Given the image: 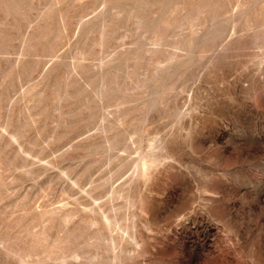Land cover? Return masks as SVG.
<instances>
[{"label":"rangeland","instance_id":"rangeland-1","mask_svg":"<svg viewBox=\"0 0 264 264\" xmlns=\"http://www.w3.org/2000/svg\"><path fill=\"white\" fill-rule=\"evenodd\" d=\"M53 1L0 0V235L18 231L23 216L20 226L37 233L47 226L51 245L63 241L93 264H264V46L255 44L264 0H244L234 14L225 9L236 0ZM182 2L186 12L163 48L146 51L157 23ZM149 12L146 27L136 28ZM192 13L208 27L186 41L187 27L178 26ZM53 204L59 214L74 209L71 233L32 222ZM90 205L134 241L103 246L99 235L110 234L100 218L77 229ZM77 260L70 264H92ZM0 264L16 262L0 250Z\"/></svg>","mask_w":264,"mask_h":264},{"label":"bare ground","instance_id":"bare-ground-1","mask_svg":"<svg viewBox=\"0 0 264 264\" xmlns=\"http://www.w3.org/2000/svg\"><path fill=\"white\" fill-rule=\"evenodd\" d=\"M57 1V0H56ZM59 1V0H58ZM57 1V3L56 4H58V3H60V2H58ZM77 1V0H76ZM106 1V0H105ZM177 1V0H176ZM195 1V0H194ZM216 1V0H215ZM218 1V0H217ZM246 1V0H245ZM262 1V0H261ZM12 2H13V0H12ZM50 2H51V4H52V2H54L53 0L51 1L50 0ZM237 2V3H236ZM236 6H235V3H234V7L233 6H228L226 9H225V12L227 13V14H234L235 12H236V10L237 9H239L240 8V6H244V0H236ZM14 3V2H13ZM61 3H63V2H61ZM103 3H104V0H103ZM106 3H108V0H107V2H105V4L104 5H106ZM174 3V2H173ZM173 3H172V5H173ZM179 3V2H178ZM220 3V2H219ZM250 3V2H249ZM252 3H255V2H252ZM251 3V4H252ZM259 3V2H258ZM264 3V2H263ZM75 4V3H74ZM181 4H183V2L181 3ZM187 4V3H186ZM185 4V5H186ZM192 3L190 2V5H191ZM199 4H201L200 2H199ZM15 5V4H14ZM53 5V4H52ZM55 5V4H54ZM73 5V4H72ZM223 5V4H222ZM256 5V4H255ZM186 6H188V4L186 5ZM186 6H184V4H183V6H176L175 8H174V10H173V12H172V14H171V16L170 17H168L167 16V19H164L163 20V18L161 19V21H160V23H157V26H156V24H155V26H156V32H155V34L153 35L154 37H153V42H152V40L150 41V43L152 42V44H150L149 43V45H150V47L148 46V44H147V46L149 47V48H147V46L145 47V46H143V47H145V49H147L146 51H150V53L152 52L153 53V55H154V53H156V52H158L159 50H161L162 48H163V45H164V40L166 39V37L164 38V36H165V33H168L167 32V30L170 28V27H172V25L179 19V17L181 16V15H183V13L184 12H186ZM203 6V5H202ZM214 6V5H213ZM249 6V5H248ZM251 6V5H250ZM194 7V6H193ZM196 8H197V5L195 6ZM216 7V6H215ZM253 7V6H252ZM50 8V7H49ZM190 8V7H189ZM209 8H210V6H209ZM212 8V7H211ZM218 8V7H217ZM216 8V9H217ZM257 8H259V7H257ZM16 9V8H15ZM19 9V8H18ZM17 9V10H18ZM51 9L52 8H50V10L49 11H45V13H49L50 11H51ZM171 9V8H170ZM243 9V8H242ZM252 9V8H251ZM254 9H256V8H254ZM203 10V9H202ZM241 10V9H240ZM14 11V10H13ZM118 11H119V9H118ZM132 11V10H131ZM197 11V12H196ZM195 12V14L194 13H192V15H189V16H187V18L186 19H188L187 21H186V23H188V25L186 26V24L184 25V20H185V18H184V20H183V25H180V26H178V28L180 27H182L183 29H180V31L181 30H186L187 31V34H186V37H185V40L186 41H188V40H190L191 38H193L194 36H196L200 31H202V30H205L206 29V27H208V26H206V24L204 23V22H199L198 24H196V22H194L193 20L195 19V18H197L200 14H202L201 13V11L200 10H196ZM205 11V10H204ZM242 11V10H241ZM254 11V10H253ZM20 14H22L21 12H20V10L18 11ZM65 12V11H64ZM63 12V13H64ZM99 12V11H98ZM130 12V11H129ZM143 13H144V10L142 11ZM214 12V10L212 9V12L211 13H213ZM240 12V11H239ZM243 12V11H242ZM257 12V11H256ZM52 13V12H51ZM115 13V12H114ZM113 13V14H114ZM156 13V12H155ZM241 13V12H240ZM244 13V12H243ZM245 13H247V12H245ZM254 13V12H253ZM50 14V13H49ZM65 14V13H64ZM98 14V13H97ZM131 14V13H130ZM149 14H150V12L148 13V15H144V16H142V14H139V15H141V17L140 16H138L139 17V19L137 20L138 22L136 23V24H138V25H136V28L140 25H142V26H144V25H146L149 21H150V19L151 18H149ZM153 13H151L150 14V16L152 15ZM168 14H169V12H168ZM167 13H166V15H168ZM195 15V18H194V15ZM44 15V14H43ZM61 15V14H60ZM241 15V14H240ZM46 16V15H45ZM114 16V15H113ZM130 17L132 16V15H129ZM154 16V15H153ZM165 16V15H164ZM211 16V15H210ZM223 17H225L226 18V16H224V15H222ZM229 16V15H228ZM232 16V15H231ZM244 16H246V15H244ZM248 16H250V15H248ZM256 16V15H255ZM47 17H49V15L47 14V16H46V18L44 17H42L43 19H47ZM61 17V16H60ZM111 17H112V15H111ZM230 17V16H229ZM239 17V16H238ZM251 17V16H250ZM63 18V17H62ZM165 18H166V16H165ZM182 18H183V16H182ZM213 18V17H212ZM221 18V17H220ZM219 18V19H220ZM49 19V18H48ZM218 19V20H219ZM222 19V18H221ZM237 19V18H236ZM248 19V18H247ZM80 20V19H79ZM82 20V19H81ZM127 20H128V18H127ZM182 20V19H181ZM232 20H233V18H232ZM235 20V19H234ZM259 20V19H258ZM60 21H61V19H60ZM86 21H88V20H86ZM85 20H84V23L86 22ZM89 21H90V19H89ZM180 21V20H179ZM239 21V20H238ZM62 22V21H61ZM80 22V21H79ZM180 22H182V21H180ZM180 22H178V23H180ZM218 22V21H217ZM231 22V21H230ZM252 22V21H251ZM257 22V21H256ZM42 23V22H41ZM84 23H82V25L84 24ZM135 23V22H134ZM232 23V22H231ZM236 23V22H235ZM238 23V22H237ZM60 24H62V23H60ZM151 24V23H150ZM252 24V23H251ZM106 25H108L107 23H106ZM105 25V26H106ZM175 25V24H174ZM177 25V24H176ZM235 24H233V26H234ZM243 25V24H242ZM245 25H246V22L244 23V26L242 27V28H244L245 27ZM248 25H250V23L248 24ZM247 25V28L248 27H250V26H248ZM40 26V25H39ZM49 26V25H48ZM46 27V29L48 30L49 29V27ZM84 26H86V23H85V25ZM103 26V25H102ZM149 26V25H148ZM185 26V27H184ZM212 26V25H211ZM80 27H81V25H80ZM144 27H146V26H144ZM176 27V26H175ZM187 27V28H186ZM214 27V26H213ZM256 27V26H255ZM37 28H38V26H37ZM106 28H107V26H106ZM105 28V30H107ZM140 29H141V27H139ZM138 28V29H139ZM184 28H186V29H184ZM233 28V27H232ZM231 28V29H232ZM241 28V29H242ZM40 29H41V27H40ZM39 29V30H40ZM44 29V30H43ZM44 27L42 28V30H43V32L41 33V31L38 33V34H40L41 33V36H44V31H45V33H47L48 31L46 30ZM82 29H83V27H82ZM101 29H103V27L102 28H100V32H101ZM143 29V28H142ZM235 29V28H234ZM239 30V31H242V30ZM246 29V28H245ZM248 29H250V28H248ZM247 29V30H248ZM104 30V29H103ZM102 30V31H103ZM104 30V31H105ZM38 30H36L35 29V32H37ZM47 31V32H46ZM76 31H78V30H76ZM104 31L102 32V34L104 35L105 33H104ZM169 31V30H168ZM179 31V30H178ZM177 31V32H178ZM179 31V33H182V32H180ZM33 32H34V30H33ZM35 32H34V34H35ZM107 33H108V31H106ZM113 32V31H112ZM112 32H109V33H111L112 34ZM218 32V31H217ZM221 32H223V31H221ZM232 32H235V30L233 31H231V34H233ZM237 32V31H236ZM264 32V17L262 18V20L260 21V22H258V26H257V28H256V30H255V39H256V41H255V44L257 45V47H260V46H264V39H261V34ZM179 33H177V34H179ZM184 33V32H183ZM212 33V32H211ZM33 34V33H32ZM101 34V33H100ZM102 34L100 35V36H102ZM175 34V33H174ZM177 34H176V36H177ZM237 33H235L234 35H236ZM109 36H110V34H108ZM107 34L104 36V37H106L107 38V36H108ZM242 35V34H241ZM240 35V36H241ZM244 35V34H243ZM32 36V35H31ZM38 37V35H33V37H31L32 39L34 38V37ZM108 36V37H109ZM112 36V38H113V35H111ZM175 36V35H174ZM178 36H180L181 37V35H178ZM233 36V35H232ZM238 36V35H237ZM254 36V35H253ZM37 37H36V39H35V41H37ZM40 37V36H39ZM103 37V36H102ZM173 37V36H172ZM180 37H177V41L179 40L178 38H180ZM236 37V36H235ZM42 37H40V39H41ZM44 38H45V36H44ZM101 38V37H100ZM99 38V41H100V43L102 44L103 43V41L101 40ZM139 38V37H138ZM175 38V37H174ZM248 38V37H247ZM25 39V38H24ZM27 39H28V36H27ZM31 39V40H32ZM105 39V38H104ZM108 39V38H107ZM140 39V38H139ZM142 39V38H141ZM30 40V38L28 39V41ZM34 40V39H33ZM32 40V41H33ZM38 40H39V38H38ZM106 40V39H105ZM138 40V39H137ZM136 40V41H137ZM174 40V39H173ZM176 40V39H175ZM192 40V39H191ZM190 40V41H191ZM197 40V39H196ZM229 40H231V39H229ZM254 40V39H253ZM108 41V40H107ZM142 41V40H141ZM140 41V42H141ZM169 41V40H168ZM182 41H183V39H182ZM189 41V42H190ZM98 42V41H97ZM134 42V41H133ZM143 42V41H142ZM29 43V42H28ZM122 43V42H121ZM120 43V44H121ZM132 43V42H131ZM138 44H141V43H139V42H137ZM136 43V44H137ZM168 43V42H167ZM170 43V42H169ZM173 43H174V41H173ZM175 43H176V41H175ZM178 43H181L180 41L178 42ZM227 43V42H226ZM230 43V42H229ZM34 44V43H33ZM99 44V43H98ZM119 44V45H120ZM138 44H137V46H138ZM143 44V43H142ZM177 44V43H176ZM213 44V43H212ZM225 44V43H224ZM30 45H32V44H30ZM119 45H118V47H119ZM122 45V44H121ZM120 45V46H121ZM124 45V44H123ZM122 45V46H123ZM169 45H171V44H169ZM173 45V44H172ZM179 45H181V47L179 46ZM179 45H177V46H179L180 47V49L182 48L183 49V45H184V43H182V44H179ZM206 45V44H205ZM102 46H104V45H102ZM130 46V45H129ZM128 46V47H129ZM140 46V45H139ZM142 46V45H141ZM176 46V45H175ZM223 44H222V48H223ZM89 47V46H88ZM125 47V46H124ZM127 47V46H126ZM127 47V48H128ZM132 47V49L133 48H135V46L133 47V46H131ZM166 47V46H165ZM164 47V48H165ZM205 47H207V45L205 46ZM127 48H125V49H127ZM168 48H171V47H169V46H167V49ZM174 48V47H173ZM261 48V47H260ZM130 49V48H129ZM132 49H130V50H132ZM138 49V48H137ZM139 49H141V47L139 48ZM145 49H143V53L145 54L146 52L144 51ZM167 49H166V51H167ZM175 50H176V47L174 48ZM264 49V48H263ZM122 50V49H121ZM121 50L119 49V53L121 54ZM170 50V49H169ZM172 50V49H171ZM118 50H116V51H114V52H117ZM123 51V50H122ZM129 51V50H128ZM134 52H135V50H133ZM138 51V50H137ZM136 51V52H137ZM140 51L141 50H139V53H140ZM199 51H200V49H199ZM260 51V50H259ZM261 51H263V50H261ZM87 52V51H86ZM126 52V51H125ZM130 52V51H129ZM170 52H173V53H176L177 52V50H176V52H174V51H170ZM181 52V51H180ZM179 52V48H178V53H180ZM90 53V52H89ZM123 53V52H122ZM138 53V52H137ZM138 53V54H139ZM205 53V52H204ZM204 53H202V56L204 55ZM129 54V53H128ZM132 54V53H131ZM131 54H130V56H131ZM138 54H133V59H134V55H138ZM140 54H142V52L140 53ZM143 54V55H144ZM147 54H148V52H147ZM147 54H145V55H147ZM172 53H170L169 55H171ZM177 54V53H176ZM183 54H184V52H183ZM114 55H115V53H114ZM123 55V54H122ZM125 55V54H124ZM123 55V57H125ZM144 55V56H145ZM150 55V54H149ZM157 55V54H156ZM168 55V54H167ZM186 55V54H185ZM200 55V54H199ZM198 55V56H199ZM22 56V55H21ZM58 56V55H57ZM56 56V57H57ZM113 56V55H112ZM117 56V55H116ZM116 56H114L115 58H116ZM119 56V55H118ZM127 56V55H126ZM151 56V55H150ZM175 56V55H174ZM202 56H200V57H202ZM136 57H138V58H140L139 56H136ZM135 57V58H136ZM147 57H149L148 55H147ZM147 57H145L146 58V61H147ZM152 57V56H151ZM122 58V57H121ZM129 58V57H128ZM141 58H143V56L141 57ZM167 58V57H166ZM175 58H178V60H180L182 57H180V59H179V57H178V55L175 57ZM175 58H173L172 60H174ZM104 59V58H103ZM103 59H101L99 62L100 63H105V61H103ZM117 59H118V57H117ZM120 59V58H119ZM130 59H132L131 57H130ZM171 59V56H170V58H169V60ZM20 60V59H19ZM53 60V59H52ZM135 60V59H134ZM138 60V59H137ZM141 60V59H140ZM166 60H168V58L166 59ZM102 61V62H101ZM154 61V60H153ZM18 62V61H17ZM126 62H128V61H126ZM142 62V61H141ZM140 62V63H141ZM168 62V61H167ZM53 63V62H52ZM108 62H106L105 64H103L104 66L107 64ZM166 63V62H165ZM172 63V62H171ZM178 63V62H177ZM47 64V63H46ZM79 64V63H78ZM99 64V63H98ZM169 64V63H168ZM175 64V63H174ZM80 65V64H79ZM79 65H77V66H79ZM101 65V64H100ZM76 66V67H77ZM85 66H87V65H85ZM107 66H108V64H107ZM156 66H159V65H156ZM155 65H154V67H156ZM165 66V65H164ZM163 66V67H164ZM73 67V66H72ZM98 67H99V65H98ZM103 67V66H102ZM102 67H99L98 69H100L101 68V70H103L102 69ZM162 67V66H161ZM79 68V67H78ZM86 67H84L83 69H85ZM93 68V67H92ZM107 67H105L104 69H105V71H107V69H106ZM157 68V67H156ZM168 68V67H167ZM87 69V68H86ZM85 69V71H87V70H91V66L89 67V69H87L86 70ZM126 69V68H125ZM149 69V68H148ZM155 70V69H154ZM157 70H158V68H157ZM97 71V70H96ZM105 71H104V73H105ZM110 71V69L108 70V74L110 73L109 72ZM112 72V71H111ZM145 72V71H144ZM156 72V71H155ZM154 72V73H155ZM158 72V71H157ZM160 72V71H159ZM113 73V72H112ZM106 74V73H105ZM107 74V75H108ZM114 74V73H113ZM112 74V75H113ZM157 74V73H156ZM97 75V74H96ZM100 75V74H99ZM102 75H103V72H102ZM134 75V74H133ZM152 75H154L152 78H154L156 75L155 74H153L152 73ZM42 76V75H41ZM105 76V77H104ZM103 77H104V79L106 80V75H104ZM96 77H98V76H96ZM112 77H114V76H111V79H112ZM146 78V77H145ZM67 79V78H66ZM81 79V78H80ZM79 79V80H80ZM103 79V80H104ZM116 80V79H115ZM108 81H109V78H108ZM107 82V81H106ZM109 82H111V81H109ZM108 83V82H107ZM67 84V83H66ZM87 84H89V82H87ZM86 84V85H87ZM101 84V83H100ZM126 85V84H125ZM128 85V84H127ZM68 86V85H67ZM71 86V85H70ZM89 86V85H88ZM106 86H107V84H106ZM117 86V85H116ZM129 86H131V85H129ZM83 87H86V86H83ZM125 87V86H124ZM142 87H144V86H142ZM100 88V87H99ZM119 88V87H118ZM98 89V88H97ZM104 89V88H103ZM105 89H106V87H105ZM116 89V88H115ZM125 89V88H124ZM65 91H66V89H65ZM104 92V91H103ZM59 93V92H58ZM58 93L56 94L57 95V97H58ZM102 93V92H101ZM63 94V93H62ZM65 95H66V92L64 93ZM104 94V93H103ZM59 95H61V94H59ZM99 95H100V93H99ZM102 95V94H101ZM97 96V95H96ZM60 97V96H59ZM58 97V98H59ZM63 97V96H62ZM62 97H60V98H62ZM70 97V96H69ZM89 99V98H88ZM86 102V101H85ZM101 102V101H100ZM164 103V102H163ZM84 105H86V104H84ZM86 107H88V106H86ZM90 107V106H89ZM102 113H103V111H102ZM105 113V112H104ZM128 113V112H127ZM103 116H105V115H103ZM127 116V115H126ZM126 116H124V117H126ZM106 117V116H105ZM104 117V121H105V118ZM124 117H123V119H124ZM7 118V117H6ZM103 118V117H102ZM123 119H120L121 121L123 120ZM107 120V119H106ZM120 120H118V121H120ZM103 123V122H102ZM112 123H110L109 124V126L111 125ZM114 124V123H113ZM118 124H121V122L120 123H118ZM113 126V125H112ZM116 126V125H115ZM101 128H103V126L101 127ZM103 130V129H102ZM104 132H106L105 131V129L103 130ZM102 131V132H103ZM132 143H134V142H132ZM130 146V145H129ZM131 148V147H130ZM138 152V151H137ZM28 170V169H27ZM31 169H29V171H30ZM27 172V171H26ZM31 172V171H30ZM29 172V173H30ZM85 190L86 189H84V192H85ZM113 190L114 189H112L111 191L113 192ZM83 191V190H82ZM115 191H117V190H115ZM86 193V192H85ZM114 193V192H113ZM119 194V192H116V193H114V196L115 195H118ZM110 194H111V192H110ZM112 195V194H111ZM76 197H74V198H72V199H75ZM110 198H111V196H110ZM112 198H114V197H112ZM77 199V198H76ZM76 199H75V201H76ZM78 202H79V200H77ZM93 202V201H92ZM61 203H64V201H62V202H60V204ZM59 204V202L57 203V205ZM65 204V203H64ZM68 204H70V203H68ZM68 204H67V206H68ZM81 204V203H80ZM94 204V203H93ZM56 207H55V206ZM57 205L56 204H53V208H50L49 206H48V208L46 209V208H44V209H39L38 208V214L37 215H34L33 217H32V222H34V224L36 223V221L38 222V223H40V220H46V222L47 223H45V220L43 221L44 222V224H46V225H48V229H51V227L53 228V226H55V225H57L58 224V227L61 229V230H63V233L65 232V231H67L68 233H71L70 232V230H69V228H68V226H69V224H70V222H71V219H72V217L74 216V214L72 213L73 212V210H72V212H71V209H70V212L69 213H65V214H59V212H57V210L59 209V206H61V205H59L58 207H57ZM65 206V205H64ZM63 206V207H64ZM81 206H82V204H81ZM91 206V205H90ZM44 207V206H43ZM42 207V208H43ZM84 207V206H83ZM82 207V208H83ZM93 206H91V207H88V208H86V209H84L83 208V210H85V212L84 213H86V216H84V217H81L77 222H76V227H77V229H78V227H80L81 225H86V226H97L98 225V218H100L101 219V221H102V223L108 228V230H109V234H110V237H109V239L108 240H106V239H101V235H99V237H100V240H102V241H100L98 238V236H96L97 235V231H98V229H97V231H95L96 233H92L93 234V236L95 235L96 237H97V239L99 240H97L99 243H102L103 242V246H107L106 248H108V247H110V248H116V246H117V243H118V238H128L130 241H134V237L132 236V235H129V233L128 232H126V231H128V230H124L123 228H122V226H120L119 224V222H113L112 221V217H110V216H108L107 214H106V212L105 211H103L101 208H99L98 207V209H95L94 207H95V205H94V207L92 208ZM58 208V209H57ZM62 208V207H61ZM60 208V209H61ZM114 208V207H113ZM68 209V208H67ZM111 210V209H110ZM27 212H28V210H27ZM29 214V213H28ZM35 214V213H34ZM22 215H24V214H22ZM33 215V214H32ZM77 214H75V216H76ZM29 216H31V215H29ZM28 216V217H29ZM74 216V217H75ZM22 217L23 216H21V219H22ZM23 218V219H26V221L29 219V218ZM17 218V217H16ZM110 218V219H109ZM21 219H20V221H19V218H17V221L15 222L16 223V225L17 226H19V230L18 231H11V230H7L3 235H0V250H2L3 252H4V254L8 257V258H10V259H12L13 261H15L16 262V264H70V262H75V260H77V254H75L73 251H68V249L65 247V245L66 244H64V247H62L63 245V241H62V239L61 238H64L65 239V237L63 236L62 237V235H63V233L62 232H59L58 230H57V232H59V234H61L62 233V235L60 236L61 238H59V239H61V241L62 242H60V240L57 242L58 244L56 245V244H53V243H56V242H53V241H55V240H53V241H51L52 242V244L53 245H51L49 242H48V235H50V233H52V231L51 230H53V229H51L50 231L51 232H49L48 234H46L47 232H46V230H47V226H43V228H45L46 230H45V232L43 231L42 232V228H40L41 229V232L42 233H37L36 232V230H35V232L33 231V230H31L30 229V227L29 226H25L24 228H23V226H20L19 225V223L20 222H25V220L24 221H21ZM115 220H117V219H115ZM12 222V221H11ZM32 222H30V223H32ZM14 223V224H15ZM38 223H36V224H38ZM42 223V222H41ZM119 223V224H118ZM26 224V223H25ZM33 224V223H32ZM34 224H33V226H34ZM35 224V225H36ZM43 224V225H44ZM28 225V224H27ZM4 226L5 225H3V228H4ZM16 226V227H17ZM30 226H31V224H30ZM124 226V225H123ZM12 226H10L9 228H11ZM20 227H21V230H20ZM38 227V226H37ZM50 227V228H49ZM85 227V226H84ZM18 228V227H17ZM31 228H33V227H31ZM2 229V228H1ZM13 229V228H12ZM55 229H56V227H55ZM83 229H85V228H83ZM126 229V228H125ZM17 230V229H16ZM44 230V229H43ZM65 230V231H64ZM76 230V229H75ZM72 231V230H71ZM74 231V230H73ZM80 231V230H79ZM78 231V232H79ZM56 232V233H57ZM81 232V231H80ZM80 232L78 233V235L79 236H81L80 235ZM99 233H100V231H99ZM72 234H73V232H72ZM75 234V233H74ZM66 235V234H65ZM71 235V234H70ZM70 235H68L67 234V236H66V238H70L71 236ZM51 236V235H50ZM57 237H58V234L56 235ZM55 236V237H56ZM69 236V237H68ZM75 237H73V238H76V234L74 235ZM54 238V239H57L58 240V238ZM78 237V236H77ZM103 237V236H102ZM93 238V237H92ZM92 238H88L87 240H88V243H89V239L92 241V240H94V238L92 239ZM63 239V240H64ZM77 239V238H76ZM96 239V238H95ZM70 240V242H71V240H73V239H69ZM87 240H86V242H87ZM66 240H64V242H65ZM60 242V243H59ZM95 242V241H94ZM92 243V242H90V244H88V245H94V248L95 247H97L98 245H96L95 243ZM120 243H121V240H120ZM62 246H61V245ZM67 244H69L68 242H67ZM78 244V243H77ZM76 244V245H77ZM83 244V243H82ZM79 245V244H78ZM88 245H85V246H88ZM96 245V246H95ZM100 246V245H99ZM69 247V246H68ZM80 247H81V245H80ZM102 247V246H101ZM75 248V247H74ZM77 248V247H76ZM104 248V247H103ZM110 248H108V249H110ZM91 249V248H90ZM96 249V248H95ZM112 249V250H113ZM76 250V249H75ZM100 250V249H99ZM120 250V249H119ZM101 251V250H100ZM114 251H116V249L115 250H113L112 252H114ZM106 252V251H105ZM104 252V253H105ZM107 252H108V250H107ZM83 253V252H82ZM85 253H87V252H85ZM85 253H83V255H81V256H79V258L81 259H83V261L85 260L86 262H88V263H92L93 262V258H91L92 259V262H91V259H90V257L89 258H87L86 256V254ZM89 254V253H88ZM86 255V256H85ZM106 255V254H105ZM115 255V254H114ZM94 256H96V258H95V260L97 261V257L99 258V256L98 255H94ZM116 257H120V256H116ZM106 258V257H105ZM108 258V257H107ZM79 259V260H80ZM79 260H77V261H79ZM102 260H104V259H102ZM109 260V259H108ZM111 260H112V258H111ZM121 260V259H120ZM76 261V262H77ZM82 261V262H83ZM114 261H116L115 260V258H114ZM100 262H101V260H100ZM102 263V262H101ZM110 263V262H109ZM78 264V263H77ZM86 264V263H85ZM93 264V263H92ZM106 264H108V262L106 263Z\"/></svg>","mask_w":264,"mask_h":264}]
</instances>
